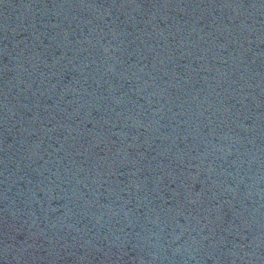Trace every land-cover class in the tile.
Here are the masks:
<instances>
[{
	"label": "water",
	"instance_id": "water-1",
	"mask_svg": "<svg viewBox=\"0 0 264 264\" xmlns=\"http://www.w3.org/2000/svg\"><path fill=\"white\" fill-rule=\"evenodd\" d=\"M0 230L264 264V0H0Z\"/></svg>",
	"mask_w": 264,
	"mask_h": 264
}]
</instances>
